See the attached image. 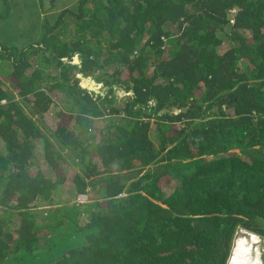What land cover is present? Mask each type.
<instances>
[{
  "label": "trees",
  "instance_id": "16d2710c",
  "mask_svg": "<svg viewBox=\"0 0 264 264\" xmlns=\"http://www.w3.org/2000/svg\"><path fill=\"white\" fill-rule=\"evenodd\" d=\"M41 29L0 44V264H227L238 230L264 239V0H78Z\"/></svg>",
  "mask_w": 264,
  "mask_h": 264
},
{
  "label": "rangeland",
  "instance_id": "374dc122",
  "mask_svg": "<svg viewBox=\"0 0 264 264\" xmlns=\"http://www.w3.org/2000/svg\"><path fill=\"white\" fill-rule=\"evenodd\" d=\"M6 2V6L0 3V14L5 13V16L0 20V44L5 46L14 44L18 47H24L26 43L34 41L40 35L42 31L41 23L43 21L47 23L53 22L58 17L60 11L75 9L78 0H6ZM117 94L118 98L123 95L122 92ZM55 112L56 107L48 114L51 115L53 113L52 118H54ZM32 117L37 119L36 116ZM109 123H111L109 118L96 120L95 125L98 132H96L95 142H98V138L100 137V129L106 127ZM171 187V182H166L163 186V191L167 193ZM74 200L77 201L76 198ZM84 201L85 199L78 202ZM40 208H42V205ZM46 208L47 206H43V209ZM243 232L242 230H238L235 239L243 234ZM234 248L236 247H233V250ZM230 261L231 257L229 264H231Z\"/></svg>",
  "mask_w": 264,
  "mask_h": 264
},
{
  "label": "bare ground",
  "instance_id": "6f19581e",
  "mask_svg": "<svg viewBox=\"0 0 264 264\" xmlns=\"http://www.w3.org/2000/svg\"><path fill=\"white\" fill-rule=\"evenodd\" d=\"M91 81L90 79H87ZM261 243L254 235L243 233L236 239L231 264H260L262 254L257 253L256 246ZM257 253V254H256Z\"/></svg>",
  "mask_w": 264,
  "mask_h": 264
},
{
  "label": "water",
  "instance_id": "95a60500",
  "mask_svg": "<svg viewBox=\"0 0 264 264\" xmlns=\"http://www.w3.org/2000/svg\"><path fill=\"white\" fill-rule=\"evenodd\" d=\"M74 61L77 63V58L74 59ZM79 77L81 78V75H79ZM81 82H80V85L83 87V88H86L88 89L89 91H98L97 90V87L95 86L94 84V81H88L87 78H81ZM99 86V85H98ZM174 107H170V109H172ZM256 250H257V253L259 254H262L263 256H261V261H260V264H264V249L262 248L261 245H258L256 246ZM256 253V254H257Z\"/></svg>",
  "mask_w": 264,
  "mask_h": 264
},
{
  "label": "clouds",
  "instance_id": "9594fccd",
  "mask_svg": "<svg viewBox=\"0 0 264 264\" xmlns=\"http://www.w3.org/2000/svg\"><path fill=\"white\" fill-rule=\"evenodd\" d=\"M231 19H232V18H231ZM76 199H77V202H78V201H80V200H84V199H85V196L78 197V198H76ZM80 203H82V202H80ZM242 231H244L243 233H248V234L254 235V236H255L258 240H260V241H261V240L264 241V239L260 238L258 235H255V234H253V233H251V232H248V231H245V230H242ZM262 241H261V243H259V245H261L262 248L264 249V242H262ZM235 242H236V239L233 241V246H234V243H235ZM233 246H232L231 254H230L229 258H228L227 264H229V259H230L231 255H232Z\"/></svg>",
  "mask_w": 264,
  "mask_h": 264
},
{
  "label": "built area",
  "instance_id": "2783aa9c",
  "mask_svg": "<svg viewBox=\"0 0 264 264\" xmlns=\"http://www.w3.org/2000/svg\"><path fill=\"white\" fill-rule=\"evenodd\" d=\"M230 22L232 23L233 22V19H231Z\"/></svg>",
  "mask_w": 264,
  "mask_h": 264
}]
</instances>
